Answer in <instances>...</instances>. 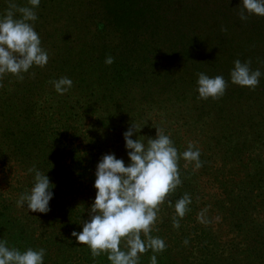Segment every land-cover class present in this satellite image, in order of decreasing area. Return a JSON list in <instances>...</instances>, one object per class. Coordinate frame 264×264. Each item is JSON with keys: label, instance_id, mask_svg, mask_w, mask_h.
Wrapping results in <instances>:
<instances>
[{"label": "rangeland", "instance_id": "374dc122", "mask_svg": "<svg viewBox=\"0 0 264 264\" xmlns=\"http://www.w3.org/2000/svg\"><path fill=\"white\" fill-rule=\"evenodd\" d=\"M218 2L220 1L209 0L202 7L205 12H213L222 4ZM239 2L241 0H230L229 3L238 8L237 12H230L231 14L240 13ZM218 12L214 11L216 19L210 13L212 18L205 20L206 30L210 23L213 27L216 22L218 27L223 24ZM257 25L264 28V17L257 21ZM233 29V32L223 31L227 40L238 36L248 38L250 43L247 40L239 42L233 48L222 43L221 48L203 52V58L197 55L193 62H145L141 50L128 51L127 55L133 58L128 62L114 59L117 62L111 65L116 67L115 70L106 71L111 74L112 80L109 81L114 82L107 85L105 80L99 84L91 80L90 87L95 91L91 88L90 90L99 97L98 100L93 98L96 102L93 104L96 113L89 115L88 125L80 126L82 132L79 131L72 145L69 144L73 150H79L81 155L80 162L69 164L70 167L74 166L71 169L75 170V173L72 175L67 172L68 166L65 162L59 167H65L61 169L63 171L52 172L53 175L58 174L66 178L74 177L75 182L71 189L64 186V190H67L64 195L71 198L74 193V196L82 198L77 202L79 206H83L84 204L80 203L84 200L88 212L96 195L94 181L97 163L103 155L115 153L116 157L123 158L127 165L129 158L123 134L134 122L144 127L139 134H134L133 139L137 138V135L154 138L156 128H159L170 136L179 153L187 150L190 143L200 150L202 166L199 169H196L194 164L185 167L187 162L180 159L182 184L159 206L151 235L165 242V250L159 253L147 251L141 255L140 264H151L153 255L157 257V264H240L238 255L231 261H225L228 259L229 249L222 244H219L220 257L216 256L212 263L205 262L199 256V253H202L199 249L192 254V247L200 243L199 229L205 227L204 231H209L208 237L214 238L215 241L217 238L224 243L232 238V225L239 224L236 220L256 223L264 221V76L255 90L232 84L230 79V72L237 59L242 62L251 61L253 70L259 69L264 73V32L260 34L257 30L256 35L250 31V25L242 30ZM214 31L208 30L206 37L209 41ZM103 49L102 44L94 48L96 52ZM117 55L118 53L115 56ZM57 63L59 62H48L53 66ZM86 65L91 66L92 75L101 77L106 74L105 62ZM95 67L100 68L96 71ZM201 72L210 77L222 75L228 81L224 96L207 100L199 98L197 79L198 73ZM68 101L71 105H76V99L70 98ZM3 120L1 117L0 122ZM86 128L89 132L88 140L91 139L93 145L85 147L84 150V145L80 142L87 140ZM65 142L68 143L67 140ZM10 145L16 147L13 142H10ZM29 151L22 143L21 153ZM8 154L10 151L3 155L6 159L0 162V239L7 240L10 247L22 251L27 248L38 250L43 248L47 241L51 246H57L55 230L50 228L48 234L45 228L41 227L40 220H43L42 216L48 212L29 213L26 208L17 207V200L32 187L33 180L30 179L29 188L22 182L33 173L29 172L31 166H25L28 162H24L23 157L10 158ZM32 162L38 169L43 170L42 158H35ZM15 167L16 173L12 171ZM15 183L22 186L20 191H12ZM184 194H188L192 202L186 215L179 218L174 206ZM64 197L61 196L58 200L63 201ZM65 215V212L58 211V226L65 224ZM86 216L89 218L88 214ZM187 217L188 220L183 221ZM177 220L179 227L174 226ZM202 238L204 239V236ZM239 238L240 236L235 239ZM183 245L184 247H181ZM85 248L86 253L92 256L90 248L86 245ZM64 252H58L54 258L46 253L44 264H58L57 258ZM163 257L167 259L163 261ZM96 260L101 264H110L106 254H101Z\"/></svg>", "mask_w": 264, "mask_h": 264}, {"label": "trees", "instance_id": "16d2710c", "mask_svg": "<svg viewBox=\"0 0 264 264\" xmlns=\"http://www.w3.org/2000/svg\"><path fill=\"white\" fill-rule=\"evenodd\" d=\"M207 1L209 0H41L36 9L38 20L34 27L41 38L42 47L49 54L48 62L59 63L54 66L47 63L43 68L34 66L29 73L24 74L23 80L11 74L0 80V113H3L0 118H4L0 122V162L6 159L3 155L9 151L10 158H24V162H28L25 166L31 168L38 169L32 162L33 159L44 160L43 170L49 169L45 173L48 176L50 174V181L54 184V200L50 201V211L40 221L45 231L48 232L50 228L55 230L57 246H51L47 241L43 249L51 258L64 250L62 256L57 258L58 264H101L96 260L97 257L93 258L86 253L85 245H78L72 236L73 231H82L80 222L88 218L85 217L88 214L85 201L80 203L83 206H79L77 202L82 198L74 196V193L71 198L64 195L67 192L64 186L70 189L74 186V177L52 174L56 170L63 171L61 169L65 167H59L65 162L67 172L73 175L75 170L71 168L74 166L70 167L69 164L81 161L79 150H73L70 145L79 131L82 132L79 127L88 125L87 118L96 113L93 98L98 100L99 97L94 94L95 89L90 87L91 80L96 84L105 80L107 85L114 82L109 81L112 80L111 74L106 71L115 70V66L104 65L106 74L100 77L92 75L91 66L86 64L105 62L109 56L128 62L133 58L127 52L136 50L144 53L142 56L145 62H193L197 55L203 58V52L221 48L222 43L233 48L239 42L250 41L238 36L227 40L223 31L233 32V28L242 30L250 25V31L256 35L264 32V28L257 25L262 17L250 16L247 21H242L239 14L230 13L237 12L238 8L226 0H219L218 3L222 4L216 8L223 24L218 27L216 22L213 27L210 23L206 30L205 20L212 18L210 13L215 18L216 11H204L202 6ZM15 2L19 6H29L28 0ZM238 4L241 5V2ZM8 7L9 0H0V13H4ZM209 29L215 30L210 41L206 37ZM98 44H102L104 49L96 52L94 48ZM99 68L95 67L96 71ZM61 77H68L73 81V87L63 95L56 92L52 83ZM70 98L76 99V105L69 103ZM87 132L86 128L87 140L80 142L84 145V150L93 145L91 139L88 140ZM10 142L16 147H12ZM22 143L29 148V153H21ZM16 168L12 169L14 173L17 172ZM33 175L29 174L22 182L27 188L30 187ZM21 187L15 183L12 191H20ZM60 194L62 198L65 196L63 201L58 200ZM71 202H74V206ZM58 211L66 213V222L62 226L56 224ZM238 221L239 224H231L232 238L224 243L217 238L218 242L208 237L209 231H204L205 227H201L198 234L201 244L194 245L191 253L195 254L199 249L202 252L199 256L205 262L212 263L216 256L220 257L219 244H222L229 249L228 259L225 261H231L238 255L242 264H264V221L235 222ZM239 236V240L235 239ZM200 245L202 246L199 248ZM166 259L163 257V261Z\"/></svg>", "mask_w": 264, "mask_h": 264}, {"label": "clouds", "instance_id": "9594fccd", "mask_svg": "<svg viewBox=\"0 0 264 264\" xmlns=\"http://www.w3.org/2000/svg\"><path fill=\"white\" fill-rule=\"evenodd\" d=\"M40 3L41 0H28L29 6H19L15 0H9V7L0 13V80L9 74L23 80L24 74L34 66L43 68L47 65L49 54L42 47L34 27ZM239 8L242 21H247L250 16L264 17V0H241ZM105 63L113 64L114 57H107ZM262 76L264 73L259 69L251 68V61L239 59L234 61L230 72L232 84L250 90L260 85ZM52 83L61 95L73 87V81L68 77ZM227 87L228 81L222 75L210 77L206 73H198L200 99H219ZM143 127L134 122L123 134L129 158L127 165L115 153L103 155L97 163L96 195L88 210L89 218L81 220L82 231L72 233L78 245L90 248L93 258L106 254L110 264H140L141 255L147 251L159 253L165 250V242L153 237L151 232L159 206L182 184L179 160L187 162L185 167L188 164H194L196 169L202 166L201 152L194 144L190 143L187 150L179 153L170 136L159 128H156L154 138L137 135L133 139ZM29 172L34 174L32 187L21 194L17 207L26 208L29 213H47L54 197V184L42 170L31 168ZM191 202L188 194L178 199L174 206L176 216L183 218ZM174 226L179 227L178 220ZM45 255L43 248L22 251L0 239V264H44ZM151 264H157L156 255L151 257Z\"/></svg>", "mask_w": 264, "mask_h": 264}]
</instances>
